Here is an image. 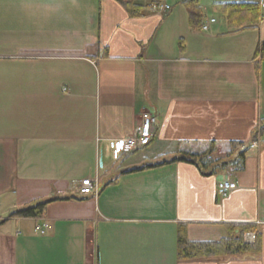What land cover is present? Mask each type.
I'll use <instances>...</instances> for the list:
<instances>
[{
  "label": "crops",
  "instance_id": "obj_1",
  "mask_svg": "<svg viewBox=\"0 0 264 264\" xmlns=\"http://www.w3.org/2000/svg\"><path fill=\"white\" fill-rule=\"evenodd\" d=\"M125 1L140 15L114 0H0V264H264V134L238 171H134L186 143L226 158L252 142L264 125L260 0H197L203 19L218 16L206 31L189 25L186 0ZM223 4H256L261 20L231 28ZM142 111L155 118L150 144L115 158ZM86 178L98 192L78 197ZM222 181L236 185L224 198ZM47 200L39 219L7 218ZM178 225L189 242L251 226L260 252L178 261Z\"/></svg>",
  "mask_w": 264,
  "mask_h": 264
},
{
  "label": "trees",
  "instance_id": "obj_2",
  "mask_svg": "<svg viewBox=\"0 0 264 264\" xmlns=\"http://www.w3.org/2000/svg\"><path fill=\"white\" fill-rule=\"evenodd\" d=\"M121 5L130 15L139 16L141 8L125 0H114ZM197 0H186L183 4L189 10V25L200 28L203 18L199 10L195 8ZM260 7V6H259ZM259 7L256 4H223L219 6L221 15L226 24L231 28H243L257 24L261 20ZM245 29V28H244ZM264 125L260 123V131L256 130L252 142L247 146L243 143H230V150L226 158H213L216 145L208 143L206 151L183 150L171 158L162 160L157 164L145 166L134 171L156 168L168 164L182 162L194 166L202 176H209L216 171L226 168L240 170L244 161V154L251 145L263 136ZM195 145V144H191ZM187 146V143L184 144ZM136 152V151H133ZM52 200L37 202L8 214L7 218L39 219L42 217L47 203ZM227 237L217 242H189L185 236V226L178 225L176 234V258L178 261H189L196 259L235 256L243 254L257 255L260 252L259 234L255 233V242L246 243L244 234L252 231L251 226H230L227 229ZM237 231V233L235 232Z\"/></svg>",
  "mask_w": 264,
  "mask_h": 264
},
{
  "label": "built area",
  "instance_id": "obj_3",
  "mask_svg": "<svg viewBox=\"0 0 264 264\" xmlns=\"http://www.w3.org/2000/svg\"><path fill=\"white\" fill-rule=\"evenodd\" d=\"M259 6L264 8V0L259 1ZM151 11H159V10H168L169 7L166 5L155 6L152 5ZM213 20H210V23H213ZM208 29L207 25L202 27V30L206 31ZM155 124V118L147 111H142L139 114L138 125L135 129L134 134H128L124 138L115 140L112 142V155L115 158L122 156L123 154H127L144 147H147L153 137V126ZM258 131H260V126H258ZM264 134V129H263ZM252 148L257 147V143L254 142L251 145ZM236 189V185L230 181H222L217 184L216 191L217 195L221 198L226 197L229 193L233 192ZM98 192V183L96 180H90L88 178L81 180L76 188V195L78 197H86L96 195ZM48 229L47 224H42L41 226H36L34 231L43 236L45 235ZM246 241L251 243V239L255 238L253 234H246ZM249 238V239H247Z\"/></svg>",
  "mask_w": 264,
  "mask_h": 264
},
{
  "label": "rangeland",
  "instance_id": "obj_4",
  "mask_svg": "<svg viewBox=\"0 0 264 264\" xmlns=\"http://www.w3.org/2000/svg\"><path fill=\"white\" fill-rule=\"evenodd\" d=\"M210 17H213L214 19L217 17L218 18V16L216 15V14H213V12L211 11V9H209L208 11H207V13H206V18H204L203 19V21L204 20H206L207 22H208V20H209V18ZM30 26L27 24V35H29L30 34ZM208 145H191V144H187V146H184V145H182V147H181V149H183V150H190V151H198V150H201V151H206L207 149H208ZM216 149H217V147L215 148V152H216ZM225 149V151H229L230 150V148H229V150H228V148H224ZM227 149V150H226ZM225 155H226V153H224ZM224 182V181H223ZM246 234H253L254 236H255V233H252V232H250V233H246ZM246 234H244V241L245 242H247L246 241ZM247 239H249V238H247ZM253 242H255V238H253V239H251V243H253ZM248 243V242H247Z\"/></svg>",
  "mask_w": 264,
  "mask_h": 264
}]
</instances>
